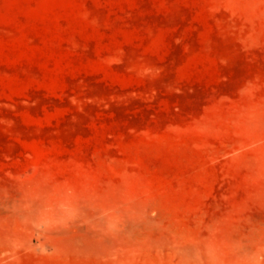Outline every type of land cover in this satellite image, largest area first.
Listing matches in <instances>:
<instances>
[{"label":"rangeland","instance_id":"1","mask_svg":"<svg viewBox=\"0 0 264 264\" xmlns=\"http://www.w3.org/2000/svg\"><path fill=\"white\" fill-rule=\"evenodd\" d=\"M0 264H264V0H0Z\"/></svg>","mask_w":264,"mask_h":264}]
</instances>
